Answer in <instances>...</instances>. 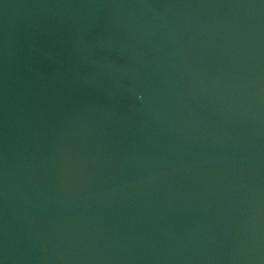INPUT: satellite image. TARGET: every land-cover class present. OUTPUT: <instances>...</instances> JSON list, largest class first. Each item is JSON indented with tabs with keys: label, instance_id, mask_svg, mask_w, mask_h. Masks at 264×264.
<instances>
[{
	"label": "water",
	"instance_id": "water-1",
	"mask_svg": "<svg viewBox=\"0 0 264 264\" xmlns=\"http://www.w3.org/2000/svg\"><path fill=\"white\" fill-rule=\"evenodd\" d=\"M0 264H264V0H0Z\"/></svg>",
	"mask_w": 264,
	"mask_h": 264
}]
</instances>
